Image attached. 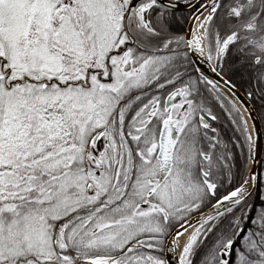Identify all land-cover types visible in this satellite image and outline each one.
Returning <instances> with one entry per match:
<instances>
[{
  "label": "snow or ice",
  "instance_id": "snow-or-ice-1",
  "mask_svg": "<svg viewBox=\"0 0 264 264\" xmlns=\"http://www.w3.org/2000/svg\"><path fill=\"white\" fill-rule=\"evenodd\" d=\"M241 92L264 0H0V264H264Z\"/></svg>",
  "mask_w": 264,
  "mask_h": 264
},
{
  "label": "trees",
  "instance_id": "trees-1",
  "mask_svg": "<svg viewBox=\"0 0 264 264\" xmlns=\"http://www.w3.org/2000/svg\"><path fill=\"white\" fill-rule=\"evenodd\" d=\"M242 93H243V92H242ZM249 102L251 103V105H252V107H253L255 113H256L257 116H258V119H259V121H260L261 128L264 129V120H261V119H260V116H259V114H258V108H259V103H260V102H259L258 100H257L255 103H253L252 101H249ZM225 132L230 134V130L227 129V128L225 129Z\"/></svg>",
  "mask_w": 264,
  "mask_h": 264
},
{
  "label": "water",
  "instance_id": "water-1",
  "mask_svg": "<svg viewBox=\"0 0 264 264\" xmlns=\"http://www.w3.org/2000/svg\"><path fill=\"white\" fill-rule=\"evenodd\" d=\"M209 75H211V74L209 73ZM241 97H242V100H243V104L241 103V104L243 105V107H244V105H247L248 107H250V108L253 109L251 103H250L246 98L243 97V93H242V92H241ZM253 113L256 114L255 111H254V109H253ZM250 123H251V121H250ZM257 123H258L259 126L261 127V125H260V121H259V119H258V116H257Z\"/></svg>",
  "mask_w": 264,
  "mask_h": 264
},
{
  "label": "bare ground",
  "instance_id": "bare-ground-1",
  "mask_svg": "<svg viewBox=\"0 0 264 264\" xmlns=\"http://www.w3.org/2000/svg\"><path fill=\"white\" fill-rule=\"evenodd\" d=\"M237 107L241 109V112H243V108L244 107H243V105L239 101L237 102ZM249 124L251 125L250 121H249Z\"/></svg>",
  "mask_w": 264,
  "mask_h": 264
}]
</instances>
